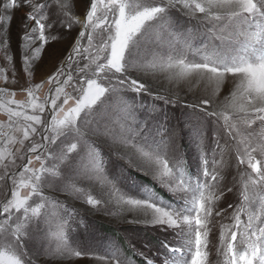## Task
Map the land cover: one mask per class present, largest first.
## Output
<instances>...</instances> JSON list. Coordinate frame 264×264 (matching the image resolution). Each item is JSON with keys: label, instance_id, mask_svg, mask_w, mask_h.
I'll use <instances>...</instances> for the list:
<instances>
[{"label": "snow or ice", "instance_id": "1", "mask_svg": "<svg viewBox=\"0 0 264 264\" xmlns=\"http://www.w3.org/2000/svg\"><path fill=\"white\" fill-rule=\"evenodd\" d=\"M53 4L56 11H50ZM20 8L27 9L21 41L28 86L22 88L24 100L7 102L3 96L13 97L15 92L0 87V110L8 117L7 122H0V182L8 185L7 198L0 202V264H32L27 246L37 236L47 238L50 231L58 241L55 254L68 252L82 257V251L66 243L73 213L55 211L62 206L43 194L46 181H57L63 190L83 194L88 205H102V199L77 187L81 179L105 186L108 197L118 206L144 210L149 223L172 229L181 238L179 247L163 243L167 256L146 264H156L157 259L160 264H209L208 237L215 218L233 222L219 225L217 254L223 257V264H264V226H259L264 225V168L254 155L264 159V131H249L257 121L264 125V0H88L81 15L74 13L68 0H0V50L9 62L13 57L8 54V33L13 13ZM173 10L203 28L199 47L194 45L196 32L178 30L179 20L170 15ZM76 26L77 35L66 59L39 83H32L31 66L45 45L58 39L53 31L57 27L71 31ZM150 42L161 51H153L152 60L141 65L137 58ZM81 61H85L82 66ZM134 68L166 73L167 79L177 84L203 81L209 94L197 104L184 107L199 113L198 119H215L232 144L221 146L217 141L211 153L206 152L203 129L189 128L198 151L199 169L190 173L177 147L176 128L170 126L168 117L157 121L154 128H148L145 122L133 137L139 136L142 143L132 142L131 127L121 125L120 134H116L100 126L94 116L113 94L153 95L148 82L129 74ZM228 76L236 81L229 94L231 101L227 106L220 105L223 110L212 111ZM0 79L8 80L3 68ZM45 85L48 95L41 98L38 93ZM120 99L130 111L132 105ZM153 99L173 103L165 96L153 95ZM13 133L22 138L17 139ZM93 137L108 138L113 146L130 148L134 158L142 162L140 166L150 167L153 179L176 194L181 205L163 203L142 185L138 187L142 199L124 192L119 175L109 178L106 161ZM25 141L29 142L27 147ZM15 144L21 147H9ZM229 150L236 154L237 167L245 165L251 172L240 173L241 202L219 208V201L231 191L223 186L221 174L224 153ZM17 159L24 162L16 165ZM132 163L129 159L128 166ZM256 204L258 208L251 210L250 206ZM228 209L232 212L225 215ZM244 212L246 222L241 220ZM238 232L243 247L237 245ZM114 264L127 261L115 259Z\"/></svg>", "mask_w": 264, "mask_h": 264}, {"label": "rangeland", "instance_id": "2", "mask_svg": "<svg viewBox=\"0 0 264 264\" xmlns=\"http://www.w3.org/2000/svg\"><path fill=\"white\" fill-rule=\"evenodd\" d=\"M61 2H64V0H61ZM68 2L74 6V13L76 15H81L88 4V0H68ZM56 10V5L53 4L50 11ZM26 11V8H20L13 13V20L8 33L10 37L8 54L13 57V60L9 62L6 59L4 51L0 50V68L5 69V74L8 76L7 82L0 79V87H7L10 91L15 92V96L13 97L4 95L3 100L5 102L13 99L22 101L26 97V93L22 91V88L28 86L26 83L28 77L24 72L22 63V55L25 49L21 41L23 32L22 21L24 20ZM170 15L173 20H179V31L190 29L197 33L194 45L199 47L204 39L199 35V33L203 32V28L199 27L194 19L185 18L178 10H173ZM198 28L199 31L197 32ZM77 31L78 26L71 31L59 27L53 31L52 34L56 35L58 39L50 41L45 45L39 59L31 66L33 72L32 83H39L66 59ZM146 49L137 58L141 65L147 64L152 60L151 53L153 51H161L154 42L147 44ZM189 58H192L191 54H189ZM75 67L76 65H73L74 69ZM129 74L133 78H140L142 82H148L153 95L168 97L173 103L168 104L164 101L154 100L153 95L147 94L140 96H135L129 92L113 94L102 108L97 109V114L94 116V121H97L100 126L108 127L116 134H120L121 125H124L126 128L131 127L133 133L129 134V136L132 142L142 143L143 141L139 136L133 138L135 132L142 130L145 127V122H147L148 128H154L157 121L162 120L165 116L168 117L170 126H175L176 128L177 147L179 152L183 154L190 173H194L199 169L198 151L189 128L200 127L203 129L206 136V152L211 153L217 141L221 146L232 144V140L229 136L225 135L224 130L220 128L215 119L210 117H200L198 119L199 113H194L192 109L184 107L186 104H197L200 99L205 98L209 94L206 90L207 86L203 81L193 79L190 84L183 81L177 84L169 81L166 73L153 72L143 68L130 69ZM73 76L75 78V71L73 72ZM235 83L236 81L231 76L226 77L218 99L210 110H223L220 105L227 106L230 103L231 97L229 94L234 88ZM66 90L71 91L70 88ZM38 95L41 98L48 95V86L45 85ZM226 97L228 100L225 99ZM120 98L132 105L130 111ZM154 107L156 109L155 112L153 111ZM227 110L230 113L233 111L230 107ZM233 118L235 119L236 117L234 116ZM7 119L6 112L0 110V122H7ZM241 130H243L242 127ZM249 131L254 134L259 133L264 131V125H260L259 121H257ZM13 134L16 135L17 139L22 138L19 133ZM93 139H96L100 146L101 154L106 161V171L109 178L119 175V186L124 192L135 198L142 199L143 197L138 194V187L142 185L151 189L163 203H171L174 207L181 205L182 202L176 194L153 179L150 167L140 166L142 162L134 158L130 148L113 146L108 138L93 137ZM28 143V141H25L24 146L27 147ZM59 143L57 141V144ZM9 147L15 150L21 146L15 144ZM216 151V159L219 160L220 153L218 149ZM254 155L257 160L261 161V167L264 168V159H262L261 155ZM129 159L133 161L131 167L128 166ZM223 159L225 162L221 173L224 176L223 186L231 188V191L226 192L225 196L219 201V208H227L229 204L236 206L241 202L239 195L241 191L240 173L251 172V169L246 168L245 165L237 167L236 154L232 150L226 151ZM22 162L24 161L17 159L16 165H20ZM142 176L151 180V186H147L140 181ZM76 183L78 188L90 192L97 199H102L104 201L102 205L97 207L88 205L83 194H73L65 191L62 184L57 181H46L43 194L49 201L59 202V205L62 206V208L58 207L55 211L61 212V214H66L67 212L73 213V222L71 223L66 243L69 248L80 250L84 254L80 258L72 256L68 252L62 255L55 254L58 241L50 231L47 238L37 236L35 241L27 246L26 251L32 264H114L115 259L127 261V264H146V261L150 262L157 257L165 258L167 256L166 250L161 247L163 243L167 242L170 247H179L182 243L181 238L176 235L174 230L153 226L149 223V218L145 215L144 210L130 206H118L114 199L108 197L107 188L98 182L81 179ZM49 184H51L50 187L48 186ZM154 185L156 186L155 190ZM26 191V189L21 190V195H24ZM7 192L8 185L0 182V202L5 201ZM32 199L37 203L39 202V199L36 197ZM250 207L251 210L255 211L258 208V204L251 205ZM49 211L53 210L49 209ZM231 212L232 209H228L225 215H230ZM241 220L247 221V212L241 213ZM0 222H3V218H0ZM221 223L231 224L233 222L229 219L215 218L212 225H210L211 232L208 237L209 248L207 249L209 252V264H223V257L217 254L220 243L219 225ZM101 224L112 225L119 232L114 230L111 234L106 233ZM237 238V245L243 247L239 245V240L241 239L240 232L237 233ZM156 264H160L159 259L156 260Z\"/></svg>", "mask_w": 264, "mask_h": 264}, {"label": "trees", "instance_id": "3", "mask_svg": "<svg viewBox=\"0 0 264 264\" xmlns=\"http://www.w3.org/2000/svg\"><path fill=\"white\" fill-rule=\"evenodd\" d=\"M85 61L82 62V64L84 63ZM137 175V174H135ZM136 179L138 180L137 176H136ZM140 179V178H139ZM140 181L142 183H145L147 186H149L150 184H152L151 180L146 178L145 176H142V179H140ZM151 186V185H150ZM156 186L154 185V190H155ZM101 226H103V230L106 232V233H109L111 234V232H113L114 230L118 231L117 229H115L114 226L112 225H108V224H101ZM119 232V231H118Z\"/></svg>", "mask_w": 264, "mask_h": 264}]
</instances>
